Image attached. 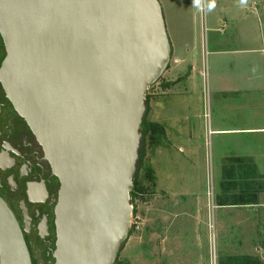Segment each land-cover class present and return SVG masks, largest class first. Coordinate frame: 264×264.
I'll list each match as a JSON object with an SVG mask.
<instances>
[{
    "label": "water",
    "instance_id": "obj_1",
    "mask_svg": "<svg viewBox=\"0 0 264 264\" xmlns=\"http://www.w3.org/2000/svg\"><path fill=\"white\" fill-rule=\"evenodd\" d=\"M7 97L59 181L53 264H114L129 236V191L145 91L171 58L159 0H0ZM0 264H32L0 198Z\"/></svg>",
    "mask_w": 264,
    "mask_h": 264
},
{
    "label": "rangeland",
    "instance_id": "obj_2",
    "mask_svg": "<svg viewBox=\"0 0 264 264\" xmlns=\"http://www.w3.org/2000/svg\"><path fill=\"white\" fill-rule=\"evenodd\" d=\"M159 2L170 45L173 43L177 47L175 56L182 57L185 46L190 49L188 56L195 67L188 85L191 95L185 99L183 94L166 96L164 93L184 84L192 67L191 63H182L184 67L179 71L171 53L166 71L145 91L148 110H145L143 117L146 122L155 119L154 113L158 114L160 108L159 101L166 98L163 109L169 115L172 111L177 112L172 132L177 130L179 138L167 144L166 148L170 146L168 149H158V152L163 150V155L156 153L162 143L161 137L156 145H149V138L146 139L137 180L150 194H142L132 203L130 201L134 207L130 234L114 264H227L224 258L235 254H257L261 264H264V248H256L259 234H264L260 230L264 228L261 207H244L249 209V216H242L249 218H244V224L229 227L225 213L213 206L215 196L221 194L219 183L224 179L221 174L224 164L222 157L244 150L243 140L238 135L224 136L221 142L220 136H217L220 140L217 144L219 150L213 154L211 139L217 138L209 132L214 120L224 121L225 116L228 118L225 121L234 119L235 102L238 98L240 100L238 94L227 100L226 94L215 88L237 84L240 78L243 81L247 78L258 86V78L264 77V0H247L245 4L241 0H215L216 6L211 11L207 10V0H202L203 10L194 5L193 0ZM174 78L175 81H172ZM241 99L246 101V97ZM236 110L246 112L240 107ZM192 112L195 119L193 132ZM190 132L193 135L191 142L180 141L181 137L186 139V134ZM178 146L192 148L194 155L181 158L185 153H179ZM151 151L156 157L153 164L157 176L149 159ZM224 151H227L226 154ZM181 159L184 160L183 164H180ZM138 162L139 158L136 170ZM246 162L243 160V164ZM249 167L245 168L247 174L252 173ZM149 169L152 170V179ZM169 173L179 177V181L166 179ZM232 179L228 177L226 180L230 182ZM165 185L173 191L188 190L194 194L196 201L192 203L191 197H184L186 203L172 206L165 201L169 199L161 188ZM173 195L176 198L175 195L179 194L174 192ZM259 201H264V194ZM161 207L170 211L167 218L160 216ZM177 212H182L178 218ZM238 212L241 211L233 214L239 215Z\"/></svg>",
    "mask_w": 264,
    "mask_h": 264
},
{
    "label": "flooded vegetation",
    "instance_id": "obj_3",
    "mask_svg": "<svg viewBox=\"0 0 264 264\" xmlns=\"http://www.w3.org/2000/svg\"><path fill=\"white\" fill-rule=\"evenodd\" d=\"M6 55L0 34V68ZM59 181L0 79V198L15 217L32 264H53Z\"/></svg>",
    "mask_w": 264,
    "mask_h": 264
},
{
    "label": "crops",
    "instance_id": "obj_4",
    "mask_svg": "<svg viewBox=\"0 0 264 264\" xmlns=\"http://www.w3.org/2000/svg\"><path fill=\"white\" fill-rule=\"evenodd\" d=\"M176 48L177 47L173 45V43H171L172 58H173V61L176 64H178L180 68L179 71L184 67V66L182 67V63L183 65L191 63L192 67L188 75L186 76V79H185L186 82L184 84H182L179 88L177 87L176 89H168V91L164 93H166V96L183 94V97L187 99L188 96L190 97L191 95V88L188 87V85L191 81V76H192L193 71L195 70V67L194 65H192L191 59L188 56L190 53V49L188 48V46H185L182 57L175 56V54H177ZM245 77H246V74H245ZM175 79L176 78L171 79V80L175 81ZM257 84L258 86L256 85L257 86L256 87L255 83L251 82L249 79L246 78L245 81H243V78H240V81L237 84H232V85H222L221 84L223 87L215 88L217 91L221 92L223 95L226 94L227 100L229 99V97L233 96L234 94H238L240 96V100L238 98V101L235 102V105H237L236 108L240 107L242 108V110L244 111L246 110V112H238L235 108L234 110L236 112L233 114L234 119L231 122L225 121L228 119L225 116L226 119L224 121H221V119L220 120L216 119L212 122V125H211L212 127L209 124L210 126L209 132L212 135L213 134L216 135V138L217 136L218 138L220 136L221 142L224 136H237L238 135L240 138H242L243 143L245 145L244 150H242L241 152L238 150L234 155L231 153L230 155H225L224 157H222L224 164L222 163L221 174H223L222 176L224 177V179H221L220 182L227 183L226 187L228 188V190L226 191V193H224V195H230L234 190L239 191V187H237L234 190L229 189V187L231 186H228L229 181L226 179L228 177L233 178L234 176H236L240 172L241 167L250 166L251 169L254 170V175L256 176L255 182L258 183L256 185L257 191H256L255 201L252 204L218 205L216 201V196L219 194L215 196L213 206L214 208H217L219 211L221 209L222 213H225V216L228 218L227 222L229 224V227L234 226V224H244L245 223L244 218L245 217L249 218L248 217L249 209H244V207H252V206L254 207L255 205L257 207L259 206L261 207V212L264 214V204H263L264 201H259L258 203L259 198L261 197V195L264 194V77L263 76L258 78ZM260 94H262V98L261 97L259 98ZM242 97H246V101L245 100L243 101L241 99ZM165 100L166 98L165 99L162 98L159 101L160 108H159L158 114H155L153 112L155 119L153 120L151 119V123L152 122L157 123L161 125V127L163 128V134L160 135L162 143L156 149L157 151L156 153L161 154V155H163L164 152L162 149H160V152H158L159 148L168 149L170 146L166 148L167 144H172L173 140H177L179 138L178 137L179 132L177 130H175L174 133L172 132V130L175 127L174 123L176 122L177 117H178L177 112L175 113L172 111L170 115L167 112H165L163 109L165 105ZM151 107H152L151 110L153 111L152 98H151ZM192 119L193 120H192V125H191V132H193V129H194L193 125H195L194 123L195 119L193 117V112H192ZM191 132L186 134V137H185L186 139L181 137L180 141L188 142L189 140L191 142L192 137H193ZM218 138L211 139V144L213 145V154H215V152L219 150V147L217 146V144H218V141L220 142V140ZM149 145H152V144L150 143ZM177 151L182 154L185 153L184 156H182L181 158H184V157L189 158L190 155H194L193 149L189 147L186 148V147L178 146ZM227 151H224V153L226 154ZM149 159L151 160L150 163H151L152 170L155 171L154 175L157 176L156 169L154 168L155 163L153 164V161L156 160V157L155 158L153 157L152 151L149 153ZM234 160H245V162L246 161L247 162L243 164V161L242 163H238L239 161L236 162ZM258 160L262 161L263 163H260ZM183 161L184 160L181 159L180 164H183ZM175 163L176 164L178 163L177 159H175ZM167 176L168 177L166 179L168 180L175 179L177 182L179 181V177L177 176L173 177L171 176L170 173ZM161 188L163 189V191H165L164 196H166V198H167V195L169 196V199L167 198L168 200H165V201L169 202L172 206H177V204L182 205L183 202L186 203L187 201L186 202L183 201L184 197H188V198L191 197L190 201H192V203L193 201H196L193 198L194 194H190L188 190L186 191L184 189H181L183 191H173L166 185ZM235 191L233 193H237ZM174 192L179 194V195H175L176 198H173ZM220 192H221V189H220ZM238 210L241 211V212H238L239 215L233 214V212H236ZM182 212L184 214V211ZM182 212H177L176 217L178 218L179 214H182ZM159 213L161 217L165 216L167 218V216H169L168 214H170V211L166 208L165 210L162 208L161 210H159ZM242 214H246L248 216L244 217V215L242 216ZM260 230L264 232V228H261ZM239 232H242V230ZM259 235L260 236L258 237L256 248L263 250L264 234H259ZM235 255H239V254H235ZM256 256L258 257L257 254Z\"/></svg>",
    "mask_w": 264,
    "mask_h": 264
},
{
    "label": "trees",
    "instance_id": "obj_5",
    "mask_svg": "<svg viewBox=\"0 0 264 264\" xmlns=\"http://www.w3.org/2000/svg\"><path fill=\"white\" fill-rule=\"evenodd\" d=\"M145 105L147 111L148 98L146 95H145ZM140 132H141V142L139 149V162L137 165L136 173L132 178V187L129 191L131 203L138 196L142 197V194H147V193L150 194V191L147 190L146 188H143L140 182H138L137 173L140 166V162L144 157L146 139L149 138L150 143L152 145H156L158 139L160 138V135L163 134V128L161 127V125L157 123L146 122L145 117H143L140 125ZM234 161L236 162L239 161L238 163H242L243 160H234ZM248 167L249 166L241 167L240 172L236 176H234L230 182H228V185L231 186L229 187V189L234 190L237 187H239V191L237 193L232 192L230 195H224V193H226V191L228 190V188L226 187L227 183L224 182L219 183L222 194L216 196V201L218 205H225V204L236 205V204L254 203L256 197V191H257L256 185L258 183L255 182L256 176L253 173L254 170H252L250 167L249 168L252 170V173L250 172V174H247L245 168ZM148 172L150 174L149 175L150 179H152V175H151L152 170L149 169ZM133 212H134V207H133ZM122 247L123 244L120 250L122 249ZM224 259L227 264H261L259 258L256 255H249V254L229 255L226 256Z\"/></svg>",
    "mask_w": 264,
    "mask_h": 264
},
{
    "label": "clouds",
    "instance_id": "obj_6",
    "mask_svg": "<svg viewBox=\"0 0 264 264\" xmlns=\"http://www.w3.org/2000/svg\"><path fill=\"white\" fill-rule=\"evenodd\" d=\"M247 0H241L242 4H245ZM194 5L201 7V10H203L202 0H193ZM215 0H207V10L211 11L215 8Z\"/></svg>",
    "mask_w": 264,
    "mask_h": 264
}]
</instances>
